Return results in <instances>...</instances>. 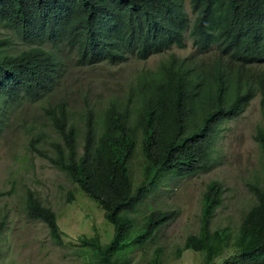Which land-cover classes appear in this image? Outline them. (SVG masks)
<instances>
[{
	"label": "trees",
	"instance_id": "1",
	"mask_svg": "<svg viewBox=\"0 0 264 264\" xmlns=\"http://www.w3.org/2000/svg\"><path fill=\"white\" fill-rule=\"evenodd\" d=\"M189 5L195 15L191 28L183 0H0V24L30 46L16 55L0 48V131L4 106L43 99L57 84L60 63L44 49L47 44L67 46L84 66L122 64L130 56L144 61L171 47L184 48L186 35L198 52H217L209 63L171 57L156 70L142 72L125 103L109 101L99 117L86 109L82 128L71 121L64 103L45 109L60 143L53 145V156H40L95 201L113 227L106 244L98 236L78 238L81 256L90 264H131L132 256L156 239L176 212L150 209L136 221L134 206L163 177L185 179L208 171L217 125L236 118L254 96L240 69L264 65V0H189ZM254 141L264 171V125L256 128ZM138 148L143 164L134 186L130 162ZM248 191L255 204L237 230H211L223 187L207 183L198 233L186 238L176 257L192 251L214 264L232 249L227 264L262 262L264 173ZM26 213L46 225L55 245H62L56 214L29 191ZM3 227L1 221L0 234ZM160 256L157 250L149 264H162Z\"/></svg>",
	"mask_w": 264,
	"mask_h": 264
},
{
	"label": "rangeland",
	"instance_id": "2",
	"mask_svg": "<svg viewBox=\"0 0 264 264\" xmlns=\"http://www.w3.org/2000/svg\"><path fill=\"white\" fill-rule=\"evenodd\" d=\"M185 10L192 19L188 0H185ZM0 43V48L8 55H16L30 47L3 24H0ZM44 49L52 52L60 63L57 84L43 99L21 100L2 110L0 194L6 195L0 197V222H4L0 234V264H90L81 256L78 238L98 236L101 243L106 244L113 234V227L105 221L103 211L95 201L82 194L64 173L40 156L39 152L53 156V145L60 143L45 109L64 103L71 121L77 128H82L81 116L86 109L93 110L99 117L109 101L125 103L142 72L156 70L171 57L191 59L198 64L209 63L217 57V52L202 54L187 38L183 49L171 47L144 61L129 57L122 64L111 65L103 61L84 66L78 63L76 52L65 45H46ZM262 71L264 68L260 67L241 69L243 80L252 84L256 94L237 118L219 124L208 171L185 179L162 178L146 199L134 206L136 221L150 209L175 211L176 217L159 230L153 242L132 256L131 264H149L157 250L161 253L162 264H205L199 253L185 251L177 258L176 251L187 237L198 233L201 195L211 181H217L223 187V202L215 211L211 230L223 227L237 230L255 204L248 187L261 182L264 173L262 155L254 141L257 126L264 125ZM3 103L0 100V104ZM78 151H82L81 136L78 137ZM142 164L138 148L130 162L134 186L141 180ZM28 191L56 214L62 234L61 246L54 244L45 224L27 216ZM232 253V249L226 251L214 264H227L225 260ZM257 264H264V260Z\"/></svg>",
	"mask_w": 264,
	"mask_h": 264
},
{
	"label": "clouds",
	"instance_id": "3",
	"mask_svg": "<svg viewBox=\"0 0 264 264\" xmlns=\"http://www.w3.org/2000/svg\"><path fill=\"white\" fill-rule=\"evenodd\" d=\"M188 6H189V8H190V5H189V0H188ZM183 8H184V11H185V13H186V10H185V0H183ZM190 11H191V8H190ZM186 15H187V17H188V19H189V28H191V25L193 24V22H194V18H195V15L192 13V11H191V15L193 16L192 17V19H190V17H189V15L186 13ZM190 39L187 35H186V39ZM191 40V39H190ZM186 41V40H185ZM192 42V41H191ZM47 45H49V44H47ZM63 45V44H62ZM46 46V45H45ZM51 46V45H50ZM193 46V45H192ZM51 47H53V46H51ZM177 48V47H176ZM179 49V48H178ZM183 49V48H182ZM195 49V48H194ZM162 54V53H161ZM157 55V54H156ZM153 56V55H152ZM131 57V56H130ZM151 57V56H150ZM135 58V57H134ZM147 60V59H146ZM127 61V60H126ZM256 67H260V68H264V65H258V66H254V67H242L241 69H245V70H248V69H254V68H256ZM241 69H240V72H241ZM235 71L233 70L232 71V73H234ZM263 72V71H262ZM264 73V72H263ZM242 74V73H241ZM246 82H248V81H246ZM250 85H252V84H250ZM252 88L254 89V96H255V94H256V90H255V88L252 86ZM254 96L252 97V99L254 98ZM251 99V100H252ZM251 100L244 106V108L251 102ZM244 108H243V110H244ZM243 110H242V112H243ZM241 112V113H242ZM240 113V114H241ZM239 114V115H240ZM238 115V116H239ZM237 116V117H238ZM236 117V118H237ZM235 119V118H234ZM233 120V119H232ZM228 121H231V120H228ZM222 122H224V121H222ZM221 123V122H220ZM219 123V124H220ZM219 124L217 125V126H219ZM258 126H263V125H258ZM257 126V127H258ZM218 128V127H217ZM218 133V132H217ZM216 139V138H215ZM215 143V142H214ZM207 172V171H206ZM205 173V172H204ZM163 178H165V177H163Z\"/></svg>",
	"mask_w": 264,
	"mask_h": 264
}]
</instances>
